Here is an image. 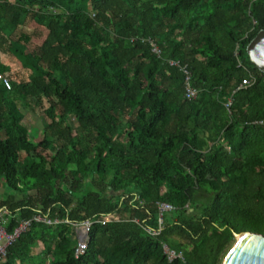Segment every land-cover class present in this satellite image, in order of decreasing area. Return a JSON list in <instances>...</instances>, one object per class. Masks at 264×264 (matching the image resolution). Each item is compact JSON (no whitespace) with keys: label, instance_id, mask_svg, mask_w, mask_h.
<instances>
[{"label":"trees","instance_id":"obj_1","mask_svg":"<svg viewBox=\"0 0 264 264\" xmlns=\"http://www.w3.org/2000/svg\"><path fill=\"white\" fill-rule=\"evenodd\" d=\"M27 17L46 30L33 53L18 46ZM259 34L264 0H0V54L17 64L0 62L5 229L36 211L57 220H31L0 264H218L232 232L263 234L264 127L252 122L264 119V71L247 53ZM167 59L185 65L195 99ZM26 96L47 103L35 139L15 104ZM158 202L172 209L150 234ZM84 219L74 257L70 223Z\"/></svg>","mask_w":264,"mask_h":264},{"label":"built area","instance_id":"obj_2","mask_svg":"<svg viewBox=\"0 0 264 264\" xmlns=\"http://www.w3.org/2000/svg\"><path fill=\"white\" fill-rule=\"evenodd\" d=\"M148 43L150 46V51L154 53L156 56H159V50L154 45V43H152L150 40L148 41ZM165 63L169 67H176L182 73V86H183L182 97L186 100L195 99L197 97L198 90L189 84V72L186 69L185 65H180L177 60H173V59H167L165 60ZM253 81L254 78L252 76L241 78L237 86L232 90V93L235 90L250 85L251 83H253ZM0 83L5 89L10 88L9 80L6 77H4L2 74H0ZM230 103H231L230 97H227L225 101L222 103L223 107L226 109L228 113H229ZM252 123L264 127V119L254 120ZM224 148L226 151L230 150V147L228 145H224ZM157 209H158L157 230H150L147 228L145 229L150 234H156L157 231L161 228V221H160L161 212L172 209V206L168 203L158 202ZM31 220L42 221L47 224L57 222V220L50 219L49 217H47L46 214H41L39 211H36V213L30 219L27 220L19 219L17 221L16 226L13 227L12 230L7 231L5 229L7 225L6 209L5 207H0V258H2L5 255L6 247L9 246L11 243H13L16 237L19 235V233L23 232L29 226ZM91 223L92 221L90 219H84L80 222L70 223V231L75 241L74 257H78L84 254V251L86 250L88 243V230ZM164 251L166 252L168 259H171L174 256L173 252L168 251L165 247H164Z\"/></svg>","mask_w":264,"mask_h":264},{"label":"rangeland","instance_id":"obj_3","mask_svg":"<svg viewBox=\"0 0 264 264\" xmlns=\"http://www.w3.org/2000/svg\"><path fill=\"white\" fill-rule=\"evenodd\" d=\"M22 29L30 35V39L26 43L19 44L18 45L19 48H21L23 51L31 52V53L37 51L46 32L44 27L40 25H36L29 17H27L22 26ZM0 62L5 64L7 68L6 70L7 73H10L14 69H17V64L14 62V60L2 54H0ZM15 104L17 108L20 110V112L23 114L22 121L27 126L28 137L30 139H35L39 131L41 130L42 126L44 125L45 120L43 119L42 111L46 107L47 103L43 98L36 99L31 96H26L23 99L17 98L15 100ZM22 155L23 154H21V156ZM116 163H117V158L115 155L110 156L105 161V167H106L105 179H107L110 176L109 165L110 164L115 165ZM33 193H34L33 190L28 192V194L30 195H32ZM18 197L19 196H16V198ZM70 237L73 239L72 234ZM51 245L54 244L52 243ZM40 249H41V243L36 242L33 245L32 254L39 252ZM41 261L42 262L41 263L38 262V264H49L50 256L49 255L45 256L44 258H42ZM26 263H28V261L24 262V264Z\"/></svg>","mask_w":264,"mask_h":264},{"label":"water","instance_id":"obj_4","mask_svg":"<svg viewBox=\"0 0 264 264\" xmlns=\"http://www.w3.org/2000/svg\"><path fill=\"white\" fill-rule=\"evenodd\" d=\"M250 61L264 71V35L259 34L247 47ZM120 190L112 191L118 194ZM233 240L223 251L218 264H264V233L232 232Z\"/></svg>","mask_w":264,"mask_h":264}]
</instances>
